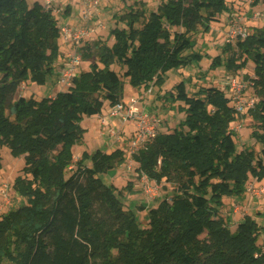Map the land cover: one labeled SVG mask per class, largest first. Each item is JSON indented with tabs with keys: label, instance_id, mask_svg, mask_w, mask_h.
Masks as SVG:
<instances>
[{
	"label": "trees",
	"instance_id": "obj_1",
	"mask_svg": "<svg viewBox=\"0 0 264 264\" xmlns=\"http://www.w3.org/2000/svg\"><path fill=\"white\" fill-rule=\"evenodd\" d=\"M231 9L227 0H167L143 28L130 10L118 18L127 28L111 32L112 46L94 44L103 67L93 61L53 97L15 100L22 84H44L54 73L60 28L39 2L0 0V150L7 146L23 157L13 189L25 199L0 215V264H264L256 224L240 222L232 230L221 216L224 196L243 195L250 177L264 173L254 152L231 150L236 115L224 90L201 87L191 95L180 82L173 96L184 102L186 119L135 157L138 172L169 182L174 191L152 208L140 207L147 210L145 227L99 176L124 163L122 150L84 153L73 166L85 117L120 102L124 79L148 89L168 70L200 59L186 55L194 46L191 35L199 27L209 32ZM238 48L255 65L264 126V29ZM256 137L264 143V133Z\"/></svg>",
	"mask_w": 264,
	"mask_h": 264
},
{
	"label": "rangeland",
	"instance_id": "obj_2",
	"mask_svg": "<svg viewBox=\"0 0 264 264\" xmlns=\"http://www.w3.org/2000/svg\"><path fill=\"white\" fill-rule=\"evenodd\" d=\"M99 4V15L94 13L92 7L93 2ZM167 0H57V8L62 10L61 16H65L67 7L73 8V12H68V18H63L58 21L59 27L62 25L70 26H86L87 28L97 29L96 34L83 44V47H76L72 44H66L60 34L58 44L60 47V58H66L70 52L78 51L82 59L77 68V74L89 70L90 64L94 61L99 62V58L95 52L94 44L100 42L108 46H112L115 42L111 32L114 29L127 28L124 20L118 19L126 15L130 10H134L137 14V28H143L149 21L152 12L158 11L163 2ZM32 5L34 2H39L42 5L44 0H28ZM231 9L229 13L223 12L217 16V21L211 24L209 32H205L202 27L191 35L194 46L186 52L200 54L201 58H195L193 62L168 70L163 75L161 83L158 82L153 86V93L144 98L143 103L149 108V111L156 113L163 121V127L159 130L160 133L173 132L181 122L186 119L185 104L177 99L173 94L175 88L180 82H184L187 92L193 95L201 87H216L222 89L218 84L219 80H225L229 75L240 76L243 79L246 87L247 96L259 98L257 106L248 111L243 116L236 115V122L239 123L240 129L234 133V150L235 153L242 151H252L257 159H261L264 164V143L256 137V134L264 133V126L261 122V106L259 105L262 97L258 89L254 85L255 65L252 60L248 59L243 52L238 48L239 40L232 44H227L229 20L232 16L237 15L243 18V26L247 33L252 35L264 29V1L263 0H227ZM71 10V9H70ZM92 12L87 19L83 18V13ZM81 21L74 22L76 14ZM60 16V17H61ZM103 26L102 28H100ZM242 42V41H240ZM88 47V48H87ZM59 58V59H60ZM230 60V62H229ZM61 62V61H60ZM99 65H104L99 62ZM58 61L55 64L54 73L48 77L46 83L38 84L36 82L27 81L19 88L15 100L19 98L34 97L41 99L42 97H50L55 95L58 87L57 73ZM111 68L122 74L124 70L120 66L114 64ZM1 78V76H0ZM125 80L124 93H133L132 86ZM65 90V88L63 89ZM147 90V89H145ZM224 90V89H223ZM62 91V90H61ZM225 91V90H224ZM226 92V91H225ZM144 94V93H143ZM106 103L101 114H106ZM231 106V105H230ZM85 129L84 141L81 144L73 146L74 154L73 166L76 167V162L80 160L79 155L87 153L93 155L97 151L110 153L113 146L108 139L101 135V125L98 116L85 117L81 123ZM122 131V140L129 137L130 129H133L132 124H127ZM117 145V144H115ZM113 146L116 148V146ZM2 157V170L0 171V187L6 184L10 188L9 204L4 205L3 197L0 195V215L7 213L9 210L16 209L25 203V199L21 198L13 189L14 180L21 175V169L24 166L23 157H14L11 154L10 148L3 146L0 150ZM112 152V151H111ZM126 161V160H125ZM124 163L118 164L114 169L102 173L99 176L106 185H114L117 188V195L124 205L126 210H131L136 214V218L142 227L147 224V210H140V207L152 208L158 205L147 204L142 192L141 179L135 174L126 172ZM91 159H87L85 164H90ZM258 179L259 184L264 185V173L257 177H250L248 181ZM134 185L132 188H127L128 184ZM161 186V200L170 199L174 195L173 186L165 180L158 183ZM223 207L221 214L224 219L227 214L239 206L245 213L240 217L243 221H253L258 230V244L264 247V196L262 198H250L246 195L224 196ZM241 214V215H240ZM227 220V219H226ZM229 225L232 230L235 226Z\"/></svg>",
	"mask_w": 264,
	"mask_h": 264
},
{
	"label": "built area",
	"instance_id": "obj_3",
	"mask_svg": "<svg viewBox=\"0 0 264 264\" xmlns=\"http://www.w3.org/2000/svg\"><path fill=\"white\" fill-rule=\"evenodd\" d=\"M56 1L44 0L45 3L43 6L47 10H51L56 19L60 21L63 17L61 16L62 10L57 8ZM88 1L86 0V3ZM92 7L94 8V13L99 15L98 2H93ZM90 14L92 12L85 11L83 18L87 19ZM242 20L243 18L238 16V14L230 18L227 44H232L236 40L244 41L249 36L242 24ZM59 28L64 42L76 47H83V44L94 36L97 31L93 27L87 28L84 25L78 27L65 24ZM81 61L82 59L78 51L70 52L66 56L58 76V89H67L72 85ZM152 85L144 92L143 97L142 95L127 97L124 95V98L120 102L112 106L110 105L106 114H99L102 137L108 139L113 146L117 144L115 145V149H120L124 152L126 160L124 169L126 172L135 174L141 179L142 192L146 203L150 205L161 200L160 194L162 188L157 182L138 172V163L135 161V157L159 135V130L163 126V121L156 113L141 107L142 100H144L145 96L153 93ZM218 85L222 88L221 90L224 89L226 91L230 105L238 116H243L248 111L254 109L260 101L259 98L247 96L246 85L240 76L229 75L225 80L220 79ZM127 124H132L133 129L129 137L126 140H122V131ZM231 128L239 131L241 127L235 121L231 125ZM245 192L250 198H262L264 196V185L259 184L258 179H253L247 182ZM9 194L10 188L6 184H3L0 187V195L3 197L4 205L9 204ZM234 212L245 214L239 206L234 207Z\"/></svg>",
	"mask_w": 264,
	"mask_h": 264
},
{
	"label": "crops",
	"instance_id": "obj_4",
	"mask_svg": "<svg viewBox=\"0 0 264 264\" xmlns=\"http://www.w3.org/2000/svg\"><path fill=\"white\" fill-rule=\"evenodd\" d=\"M71 9V10H70ZM68 12H73V8H69L68 7ZM76 14V13H75ZM63 18H68V13H67V10H65V16L63 17ZM73 19H75V21L74 22H77L78 23V20H79V22L81 21V19L80 18H78V15L76 14V18H73ZM82 22V21H81ZM65 59L66 58H60L59 60H58V68H57V73L58 72H60V70L62 69V67H63V64H64V62H65ZM61 61V62H60ZM86 71V70H85ZM59 74V73H58ZM132 90H133V93H125V97H127V96H137V95H142V97L144 96V92L146 91L145 90V88H134V87H132ZM59 92V91H61L60 89H58V87H57V89L55 90V92ZM54 95H52V96H50V97H53ZM147 97H149L148 95L146 96V98ZM107 105H106V111L105 112H107L108 111V109L110 108V104L107 102L106 103ZM141 107L142 108H145V109H147V110H149V108L148 107H146V104H144L143 103V101H142V104H141ZM96 116H98V115H96ZM164 126V125H163ZM162 126V127H163ZM131 130L132 129H130V132H131ZM113 150H115V148L113 147V146H111V150H110V152L111 151H113ZM81 156L82 155H79V157L81 158ZM88 166H90L91 165V163L90 164H87ZM222 212V211H221ZM247 213V212H246ZM246 213H245V215H246ZM242 214V213H241ZM240 214V215H241ZM238 215H239V213H235L234 212V209L233 210H231V212L229 213V214H227V221L228 222H231V225L232 226H235V228H236V226L240 223V222H246V221H243L240 217H238ZM221 216L224 218V216H223V214H221ZM242 217H244L243 216V214L241 215ZM225 219V220H226Z\"/></svg>",
	"mask_w": 264,
	"mask_h": 264
}]
</instances>
